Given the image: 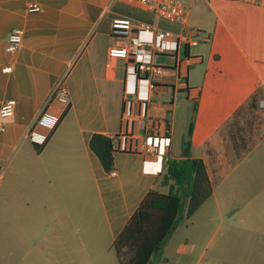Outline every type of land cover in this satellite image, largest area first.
I'll return each mask as SVG.
<instances>
[{
  "label": "crops",
  "instance_id": "obj_1",
  "mask_svg": "<svg viewBox=\"0 0 264 264\" xmlns=\"http://www.w3.org/2000/svg\"><path fill=\"white\" fill-rule=\"evenodd\" d=\"M182 3L186 26L210 39L188 56L152 58L182 68L151 83L132 61L108 56L120 44L113 27L180 34L183 24L128 0H0V110L16 102L0 131L1 255L119 264L113 243L186 148L205 162L214 189L195 215L208 204L222 219L234 209L251 230L252 215L264 211V0ZM14 30L23 42L10 52ZM61 79L67 106L51 100ZM152 133L169 138L165 156L143 152ZM94 134L113 139L110 171L90 147Z\"/></svg>",
  "mask_w": 264,
  "mask_h": 264
},
{
  "label": "trees",
  "instance_id": "obj_2",
  "mask_svg": "<svg viewBox=\"0 0 264 264\" xmlns=\"http://www.w3.org/2000/svg\"><path fill=\"white\" fill-rule=\"evenodd\" d=\"M188 53L186 50L184 56ZM44 145L35 144L37 148ZM90 147L110 171L115 153L113 139L94 134ZM160 185L169 187V191L152 189L113 243L119 264H150L176 229L183 206L186 204L187 219H191L214 192L205 162L193 157L169 160Z\"/></svg>",
  "mask_w": 264,
  "mask_h": 264
},
{
  "label": "built area",
  "instance_id": "obj_3",
  "mask_svg": "<svg viewBox=\"0 0 264 264\" xmlns=\"http://www.w3.org/2000/svg\"><path fill=\"white\" fill-rule=\"evenodd\" d=\"M116 0H109L113 3ZM137 3L153 14L164 19L183 24L180 34L165 31L159 27L144 25L138 29H132L124 22H118L112 29V35L120 39L118 46H113L108 50V56L113 59H124L132 61L138 71L144 74L151 83L162 80L166 76H173L181 73L182 65L176 62L174 66L157 64L152 58L170 54H178L179 51L185 53L202 42L209 41V37L203 38L200 30L186 26L190 16V8L186 7L179 0H128ZM30 12H40L42 8L38 4H31ZM186 26V27H185ZM141 33L151 35V39L144 40ZM8 51L15 52L23 42V32L14 30L9 35ZM172 43V47L167 46ZM174 46V47H173ZM56 100L63 105H69V91L65 80L61 79L56 86L51 100ZM15 101L4 103L0 110V131L5 130L6 121L12 119L15 114ZM260 108L264 109V98L260 101ZM146 106V103H145ZM169 150V138L161 137L155 133L146 137L143 145V152L154 156H165ZM116 175L115 172L112 173ZM1 176V174H0Z\"/></svg>",
  "mask_w": 264,
  "mask_h": 264
},
{
  "label": "rangeland",
  "instance_id": "obj_4",
  "mask_svg": "<svg viewBox=\"0 0 264 264\" xmlns=\"http://www.w3.org/2000/svg\"><path fill=\"white\" fill-rule=\"evenodd\" d=\"M201 33L204 34L203 31ZM157 63L170 64L165 59ZM157 189L164 193L169 191V187ZM234 211L231 209L222 219L208 204L187 219L185 204L171 238L153 256L150 264H264V211L252 215L251 230L248 225H245L247 230L240 228ZM18 255H10L7 249L3 255L0 254V264H9L15 259L17 264H21ZM53 258L57 260L56 256ZM32 261L36 263L35 252L25 260L26 264H33Z\"/></svg>",
  "mask_w": 264,
  "mask_h": 264
},
{
  "label": "water",
  "instance_id": "obj_5",
  "mask_svg": "<svg viewBox=\"0 0 264 264\" xmlns=\"http://www.w3.org/2000/svg\"><path fill=\"white\" fill-rule=\"evenodd\" d=\"M185 152L184 155L187 157V158H190L191 157V154L189 153V150L186 148L185 149Z\"/></svg>",
  "mask_w": 264,
  "mask_h": 264
}]
</instances>
